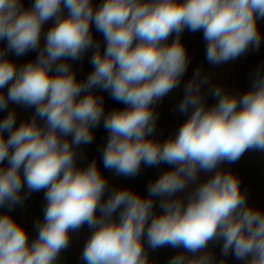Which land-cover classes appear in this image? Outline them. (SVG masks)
Instances as JSON below:
<instances>
[{
    "label": "clouds",
    "instance_id": "obj_1",
    "mask_svg": "<svg viewBox=\"0 0 264 264\" xmlns=\"http://www.w3.org/2000/svg\"><path fill=\"white\" fill-rule=\"evenodd\" d=\"M260 19L264 0H103L98 7L92 0H34L29 8L0 0V40L7 41L0 49V90L7 89L0 91V111L10 102L35 109L19 127L14 110L0 121V207L46 190L31 242L9 214L0 215V264H57L70 233L85 224L93 231L81 253L84 264H152L145 237L152 250L183 249L169 264H216L209 245L220 241L224 257L264 264V211L247 203L238 177L218 170L246 150L264 152V72L257 70L243 95L216 86L217 102L207 107L201 89L208 78L197 71L178 105L181 113L192 109L189 118L166 141L151 138L155 104L179 86L188 66L183 30H203L206 59L222 64L259 48ZM49 20L54 23L44 33ZM92 24L103 34V52ZM90 48L93 70L79 81L68 61ZM36 49V60L19 68L7 58ZM96 88L126 107L105 114ZM101 119L109 132L106 169L127 177L142 163L174 166L148 185L147 197L113 189L105 200L108 183L96 161L77 167L76 149L92 142ZM201 172L214 174L198 182ZM190 184L195 188L185 202L176 194ZM155 197L161 198L158 215Z\"/></svg>",
    "mask_w": 264,
    "mask_h": 264
},
{
    "label": "crops",
    "instance_id": "obj_2",
    "mask_svg": "<svg viewBox=\"0 0 264 264\" xmlns=\"http://www.w3.org/2000/svg\"><path fill=\"white\" fill-rule=\"evenodd\" d=\"M25 8L31 7L34 0H21ZM103 0H92L95 7H98ZM67 15V10H64ZM54 20L47 21L43 26V32L46 33L52 27ZM258 27L262 34L261 44L258 49L249 47L248 51L239 56L237 59L222 63L211 64L206 59V41L204 39L203 30L196 32L185 28L180 34V41L186 49L188 57L187 69L181 78L180 84L174 88L159 102L155 104V112L157 114V121L155 131L151 134V138L164 142L169 137L175 136L178 129L191 115L192 109L188 113H181L178 110V105L185 95V86L191 81L194 75L199 71L200 77H207V83L202 86L201 92L204 96V102L207 107H212L217 98L214 97L213 91L216 86H220L223 90L234 95H243L251 86L257 70L264 72V19L258 20ZM91 31L95 42L100 45V50L103 52L106 49V42L103 34L96 30L95 25H91ZM176 39V33L173 32L169 38L168 43H172ZM44 44L43 36L41 39V47ZM7 41L0 40V49H6ZM95 48L88 49L82 58L75 61H68L71 68L76 74V79L83 81L88 74L93 70L91 58L94 54ZM39 54V49L26 52L24 55L17 57L15 53L8 52L7 58L12 60L19 68L29 62H34ZM5 94L7 89H2ZM94 93L103 98L105 114L112 110H123L126 105L112 98L109 91L99 88L93 89ZM16 113V127L26 120H29L34 112V108H29L14 103H9L8 109L0 111V121H2L9 111ZM38 123L43 121L38 119ZM93 140L90 144L80 145L77 147V167H86L93 160L96 161L97 167L107 180L108 190L105 192L103 199H107L108 195L113 189H130L131 191L147 197L148 185L155 181L162 173L171 170L174 166L167 163H160L156 166H146L141 164L140 171L135 176L117 175L113 170L104 167L102 149L107 143L109 132L104 127V121L101 119L98 126L92 129ZM7 138L8 133H4ZM3 166H7V161ZM218 170L224 172H231L240 180L241 191L246 193L247 203L257 209L264 211V152L257 150H246L242 156L235 162L229 163L227 161L219 165ZM214 173L201 172L199 181L203 182ZM195 185L190 184L187 189L176 196L182 198L187 202V197ZM26 185L22 192H26ZM45 191L40 190L32 192L27 195V198L22 203L17 204L11 208L8 206L0 207V215L9 214L19 225L26 229L29 241L34 240L38 233L35 225L37 221H42L44 217V208L46 205ZM160 197L154 198V213L161 214ZM119 209L114 214V218H118ZM151 220H149V223ZM93 229L87 224L83 225L79 230L70 233V242L68 247L60 254L57 264H84L81 259L83 248L90 237ZM222 241L210 243L209 249L215 256L216 264H220L223 260L224 264H242L234 258L233 255L224 257L221 252ZM145 248L148 252V258L152 264H169L171 258L183 249H175L171 246H164L152 250L147 246V239L145 237Z\"/></svg>",
    "mask_w": 264,
    "mask_h": 264
}]
</instances>
